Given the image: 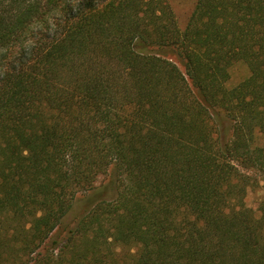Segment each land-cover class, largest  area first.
I'll return each instance as SVG.
<instances>
[{"label": "trees", "instance_id": "16d2710c", "mask_svg": "<svg viewBox=\"0 0 264 264\" xmlns=\"http://www.w3.org/2000/svg\"><path fill=\"white\" fill-rule=\"evenodd\" d=\"M259 134L264 0H0V264H264Z\"/></svg>", "mask_w": 264, "mask_h": 264}, {"label": "rangeland", "instance_id": "374dc122", "mask_svg": "<svg viewBox=\"0 0 264 264\" xmlns=\"http://www.w3.org/2000/svg\"><path fill=\"white\" fill-rule=\"evenodd\" d=\"M166 1L170 5L171 9L173 10L177 18L178 26L180 27V29L184 30L188 24L190 16L198 0H166ZM248 75H249V69L245 64L243 63L234 64L230 69V79L227 83L228 87L236 86L246 77H248ZM257 142L259 144H263L264 135L259 134L257 136ZM104 178L105 177H101L99 179V183H101ZM246 203L249 207H251L256 211L257 216L261 214L260 207L264 204V174L258 175V184L255 185L248 193V196L246 198ZM75 207H76L75 213L77 214L78 217L83 212V203L79 202L76 204ZM75 217L74 218L69 217L68 220L69 224H73V222L76 220ZM0 241H5V243H8V238L1 239ZM7 251H8L7 248H4L2 250V252L4 253L3 254L4 261L8 259ZM117 251L120 252L121 249H117ZM128 263L129 262L127 261L126 264ZM129 264H132V262H130Z\"/></svg>", "mask_w": 264, "mask_h": 264}]
</instances>
